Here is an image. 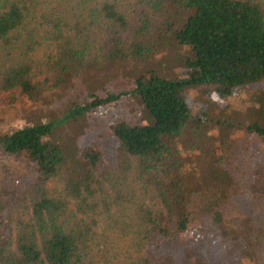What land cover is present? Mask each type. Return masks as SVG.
Returning <instances> with one entry per match:
<instances>
[{"label":"trees","instance_id":"16d2710c","mask_svg":"<svg viewBox=\"0 0 264 264\" xmlns=\"http://www.w3.org/2000/svg\"><path fill=\"white\" fill-rule=\"evenodd\" d=\"M183 8L188 74L135 80L147 122L117 117L113 154L68 158L54 128L77 111L0 133L24 164L0 180V264H264V88L234 119L187 99L264 86V0H0V110L134 63Z\"/></svg>","mask_w":264,"mask_h":264},{"label":"rangeland","instance_id":"374dc122","mask_svg":"<svg viewBox=\"0 0 264 264\" xmlns=\"http://www.w3.org/2000/svg\"><path fill=\"white\" fill-rule=\"evenodd\" d=\"M193 12L194 8H183L168 13L164 18V24L159 25L153 39L156 45L154 51L143 54L134 63L113 64L103 71L96 72L97 74L94 73L91 78L73 76L69 85L58 90L60 95H54L49 105L42 107L20 98L11 107H3V110H0V133L26 124L50 119L60 120L68 111L73 113L77 111L75 117L65 122H56L54 128V137L65 147L68 158L73 159L75 150L93 142L102 144L110 154H113L115 141L110 124L117 117H126L133 122H147L148 114L145 107L132 99L128 93L135 80L153 73L173 80L187 76V57L191 48L179 42L176 32ZM263 88V85H252L238 89L233 92L231 98H224L216 92L205 96L198 91L189 90L187 99L193 109L210 110L211 106L213 112L225 110L234 119L239 115L244 117L245 114H249V108L253 105L252 96ZM111 96H115V99L110 101ZM97 97L108 101L94 106L91 102L96 100L97 103ZM85 105L89 106L86 109L88 111L81 114V109ZM23 172L22 162L0 150L1 181L8 173ZM48 185L50 188L54 187L56 181L53 179Z\"/></svg>","mask_w":264,"mask_h":264}]
</instances>
